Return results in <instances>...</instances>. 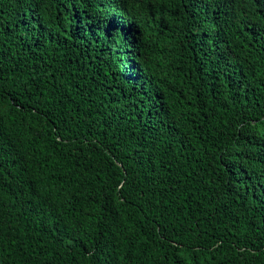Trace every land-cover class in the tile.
<instances>
[{
	"label": "trees",
	"instance_id": "trees-1",
	"mask_svg": "<svg viewBox=\"0 0 264 264\" xmlns=\"http://www.w3.org/2000/svg\"><path fill=\"white\" fill-rule=\"evenodd\" d=\"M0 264H264V0H0Z\"/></svg>",
	"mask_w": 264,
	"mask_h": 264
},
{
	"label": "bare ground",
	"instance_id": "bare-ground-1",
	"mask_svg": "<svg viewBox=\"0 0 264 264\" xmlns=\"http://www.w3.org/2000/svg\"><path fill=\"white\" fill-rule=\"evenodd\" d=\"M121 137V136H120ZM122 138V137H121ZM104 140V139H103ZM107 140V139H106ZM121 140V139H120ZM79 142V141H78ZM70 144V143H69ZM73 144V143H72Z\"/></svg>",
	"mask_w": 264,
	"mask_h": 264
}]
</instances>
